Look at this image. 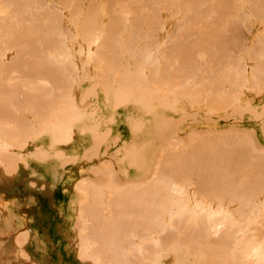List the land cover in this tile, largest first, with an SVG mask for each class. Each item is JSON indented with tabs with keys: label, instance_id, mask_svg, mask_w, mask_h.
Here are the masks:
<instances>
[{
	"label": "rangeland",
	"instance_id": "1",
	"mask_svg": "<svg viewBox=\"0 0 264 264\" xmlns=\"http://www.w3.org/2000/svg\"><path fill=\"white\" fill-rule=\"evenodd\" d=\"M19 1L21 2V0H18L17 2H19ZM57 1L56 0H51V1L50 0H44V1L41 0V2H43V3H40V4H38L37 2H36L37 4L34 3L33 10L31 7L30 8L31 10L28 9V12L26 10L21 12L20 11L21 7L19 6V4L18 5H12V9H11V7H9L10 9L9 8L8 9L10 10V12H11V10L14 9L15 11L19 12L21 15H24L23 17H25V18L26 17H32L34 19L36 17L39 18L41 15H43V16L44 15H48V16L49 15L50 16L56 15L59 17L60 14H58V13L60 12L62 15V19H60L61 17L57 18V23H56L58 33H55V35L53 33V36H51V37H50V35H46L47 39L45 41L47 43H51L48 39H51L54 37L53 39H55V40H53V39L52 40L55 42V44H57V46H60L61 45L60 42H63L64 44L72 45L73 49H77L78 45H76V44H78V41H80L81 39L75 38V41L73 39L71 42V39H66V38H68V36L74 31H75L74 34L79 33V30L80 31L82 30V28L84 26L83 24H85V22H86V24H88L89 22H91V20L95 19V22H96L95 25L93 22L94 20L92 21L93 22V26H92L93 28L98 27L100 30L103 31V34L107 30V34L105 33L106 35L102 36V37L106 38V42H105V39H103L102 37L99 39V41L96 40V42L99 45L97 43H94L95 40L93 41L94 46L98 47L97 48V55H96V58H98V59L95 62H97V63L99 62V66L102 68V70L98 65L96 67L95 63H93L94 65L88 64V66L86 65L87 66L86 67V66H81V63L79 62L80 70L77 73L73 69H71L72 67L69 66L68 63H66L64 66L60 65L62 68L63 67L66 68L65 66H67V69L63 68L64 71H66V72H64V71L62 73L59 72L60 74H62L61 76L59 73H52V74L45 73L42 70H40V68H39V65H42L41 64L42 60L41 59L38 60V58L37 59L35 58L36 55L32 52V49H33L32 47H35V46L30 44L29 39H17L19 42L16 39H1V40H4L5 43L4 42L1 43V41H0V45L3 47L2 48L0 46L1 47L0 50L2 52H3V50L4 51L8 50L7 53L10 54V58H12L13 60L9 58V56H8L9 54H7V53H6V55H7L6 59H8L9 62H8V60L5 61L6 59H4V58H2L4 60H2V59L0 60V72H1L0 73V80H1L0 81V92H1L0 93V99H1V101H0V136L2 137V139L0 138V146H1L0 147V264H93V263L95 264L94 257H93V259H91V258H89V257L87 258L83 255V257L85 259H89V261H90V259L93 260L92 262L88 263V262H86V260L83 257H82L83 260H82V258L79 257V254L81 255V253L76 254V252H77L76 249H78L79 243L81 241L80 236L82 234H84V231H85L84 235H89V233H91V229L88 228V227H90L88 225L89 224L88 221L86 222L84 220V223H86V224H82L80 226V223H83V219L80 221V219L78 217V216H80L79 212L82 209L80 208L81 206L79 205L80 203L78 202L81 200V197H80V200H77V198H79L78 197L79 195L77 193H78V191L80 193V191H82V190H80V188L78 190L77 188L78 187L82 188V185H83L82 182L85 184L86 181L84 180V178H86V177L88 178V182L91 180L92 181L94 180V182H92V181L90 182V183H93L94 185H96V181H98V183L101 179L103 181V177L107 178L106 176H108V175L106 172L107 170L105 168L106 165H108L107 168H109L111 171L110 172L108 170L110 172V174L116 176L114 179L120 180V177L125 178V175H124L125 173L122 174L123 172L119 173L117 171H119V170L122 171L120 166H124V164L125 163L127 164L128 161L130 162V160L132 158V157H130V158L127 157V159L124 160L125 162L120 161V159L125 158V156H128V154H127V152L129 153L128 146H130L132 144V142L134 141L132 131H136L135 133H139L143 129L142 133L143 132L146 133V138H147V136H150L152 133H155L153 135V137L152 136L150 137L152 139H150L149 137L147 138V139H149V141H148L149 148H150V150L152 149V154L150 157V160H151L150 164L152 165V167H153V164L156 162L155 159H156L157 151L160 148H162V146H163L162 143H166L164 141L170 142L171 145L173 144L172 142L174 141V144L176 143L175 145L177 147H179V146L184 145L186 142H188V140L191 138V136H192V138L202 137V136H205L208 131H210V133L213 132L211 134L209 133L211 137L214 134L216 136L217 135L216 132H220L221 137H223V139L224 138L227 139L226 143L229 142L228 139H230L231 144H235L238 141H240L241 143L238 142L240 144L237 148H240V149L242 148V151H246L248 149L249 155H251V156H252V154L258 155V154H261L263 152L261 155H263V159H264V113H261V116L257 115V113L259 111H262V107H264V75H263L264 72L259 73V71H261V70L264 71V61H263L264 59L258 58L259 56H257L259 54L261 57L264 56L263 55L264 51L263 52L260 51L261 49L264 50V37H261V36H264V30H263L264 29V18H263L264 17V15H263L264 11L262 12V10H261V12H258V10H260V8L262 9V6H264V4H263L264 0H216L214 2H211L212 4H214L215 2H219V3H217V5L219 7L218 9H217L216 4L212 6L209 0L208 1L207 0H169V1L168 0H158L157 2L155 1V4L157 3V5H154V8L156 9V7H157V11H158V9H161L163 7L161 10L158 11V15H160L159 17L155 13L157 15L156 17H158L159 19L155 17V14L153 15V13L156 12V10H154L152 8V6H150L154 0L151 3L148 2V5H147V0H144V1L143 0H122L123 1L122 3L120 2L121 0H113L114 2L112 0H104V1L102 0L103 4H102V2H99L100 0H96V1H94V0H92V1L91 0H81V1H83L82 3H81V1L76 0L77 1L76 2V1L70 0L72 5H70L68 3L65 4L63 0H57ZM93 1H94V4H93ZM110 1H111V3H110ZM115 1H117V3ZM125 1H128L129 4H128V2H125ZM135 1H136L137 5H135ZM205 1L208 3H206ZM90 2H92V3H90ZM104 2H105V6H104ZM109 3H110V5H109ZM114 3H116V4H114ZM196 3H198V4H196ZM205 3H206V5H205ZM35 4H36V6H35ZM64 4H65V7H64ZM143 4H145L147 6V8ZM207 4H210V5H207ZM79 5H82L83 7L78 8ZM86 5H88V6H86ZM112 5L113 6L116 5V6L113 7ZM118 5L120 8L123 6V9H125L124 11H127L128 14L130 12V15H128V14H126L128 16L125 15V17H127V23H126V21L124 22V18H123L122 22H124L125 25L120 23L119 27H117L118 25L115 24L114 22H112V25H111L112 27H111L108 19L112 17L111 15L115 16L114 13H116V14L119 13V15H120L121 14L120 11H123V10L118 9L119 8ZM127 5H128L127 8H129V9L125 8ZM129 5H131V7ZM138 5L140 7H138ZM202 5H203V7H202ZM56 6H57V8H56ZM60 6H61V8H60ZM142 6H144V8L146 9L145 11L143 10L144 8ZM54 7H55V9L59 8L58 9L59 12H58V10H56L58 13H56ZM74 7H76L78 10L81 8V11L79 10V11H77L78 13H76L78 17L75 14L77 9ZM103 7H105V10ZM116 7L118 9V10H116L117 12L115 11ZM208 7H209V9H213L214 12L216 10L215 17L212 16V13H210L212 11L209 10ZM72 8H74L75 11H74V9L72 10ZM138 8H141V9H139V11H138ZM204 8L208 12L203 11L202 9H204ZM38 9H40V10H38ZM41 9H43V11L44 10L45 11L43 12ZM88 9L91 11H89ZM97 9L100 12H98ZM112 9H114L115 12L111 11ZM147 9H148V11H147ZM152 9H153V11H152ZM96 10L98 13H96ZM197 10H198L197 13H199V11L202 10L200 12L202 14L194 13ZM218 10H220L221 12ZM160 11H163V12H160ZM24 12L26 14H23ZM54 12H55V14H54ZM80 12H82V13H80ZM91 12H92V14H91ZM142 12H143V14H142ZM146 12H147V14H146ZM255 12H257L258 14L262 13L263 17H261L262 15H259V16L263 19H261V18H260V20H259V18L257 19L258 16L255 15L256 14ZM29 13H32V14L29 15ZM34 13H35V15H34ZM38 13H39V16H38ZM88 13H90L91 15ZM99 13H100V15L102 14V18H101V16H99ZM104 13H106L107 17L105 16ZM219 13H221V14H219ZM68 14H69V17H68ZM79 14H81V15L83 14V15L81 17H79ZM96 14H98V16H96ZM141 14L143 15V17ZM145 14L147 15V17L148 16L149 17L148 18L144 17ZM169 14H171V15L169 16ZM241 14H243V15H241ZM92 15H93V18H92ZM121 15L124 17V13ZM150 15H153V17L152 16L150 17ZM88 16L89 17L91 16V18H92V19L89 18V22H88ZM252 16H254L253 19L251 18ZM97 17L101 18L102 20L100 19L101 21H99ZM164 17H165V19L163 20ZM249 17H250V19H249ZM73 18H75V19H73ZM143 18H144V20H143ZM149 18H150V20H149ZM151 18H154L155 21ZM213 18H214V20L216 19V22L213 20ZM219 18H220V20H219ZM247 18H248V20H250V22L247 21ZM72 19H73V21H72ZM76 19H78V20L76 21V25H74L75 23H73V22H75ZM113 19H116V17H114ZM113 19H110V20H113ZM146 19L153 22V24H154V22H156V20H158L156 22V23L159 22L158 23L159 25H157V29L154 27H153V29L150 28L149 24H147L148 25L147 26L144 22V21H146ZM242 19H243L244 25L240 24V21H242ZM37 20H38V22L40 21L39 23L42 22L40 19H37ZM69 20H71L70 21L71 25H69ZM105 20L107 21V23L109 25L108 24L106 25ZM130 20H131V23H130ZM217 20H219V21H217ZM147 21H146V23H150ZM0 22L3 23L1 20H0ZM98 22H99V24H98ZM178 22H180V23H178ZM1 23H0V28L2 26ZM156 23H155V25H156ZM113 24L115 26H113ZM176 24H178V25H176ZM100 25H101L102 29L100 28ZM105 25L108 26V28ZM122 25H124V29H123ZM126 25H128L129 27ZM145 25L147 26V28L145 27ZM150 25H152V24L150 23ZM221 25H223V27ZM161 26L163 27L162 31L160 30L162 28ZM181 26L183 27V29L181 28ZM103 27L107 28V29L103 30ZM109 27H110V29H109ZM148 27L151 30H148ZM159 27H161V28L159 29ZM176 27L179 30V32H177V33L181 32L180 34H177V33H175L176 35L173 34L175 32L174 30L177 29ZM218 27L219 28L221 27V29H219ZM236 28H237L238 32H237ZM112 29L115 31H113ZM116 29H117V31H116ZM211 29H213V30H211ZM111 30H112V32H110ZM121 30H123V31L121 32ZM127 30L129 33L126 32ZM147 30L149 32H147ZM215 30H217L216 32H218V35H220L219 38H218ZM234 30H236V31H234ZM0 31H1V29H0ZM108 31L110 32V34L112 33V35L108 34ZM152 31H154L153 35H152V33H153ZM165 31H167V32H165ZM262 31H263V33H262ZM101 32H100V35H101ZM113 32L116 34L119 33L118 34L119 39ZM120 32L122 33L121 36H120ZM123 32H125V33H123ZM150 32H152V33H150ZM220 32H222V33H220ZM63 33L64 34L66 33V34L64 35ZM170 33L172 36L170 35ZM213 33H215L216 36H215V34L213 35ZM60 34H61V36L63 35L64 37L63 36L61 37ZM207 34H209L208 36L210 38H208ZM173 35L175 37H173ZM180 35H183V36H181L182 39L181 38L179 39ZM105 36H108V38ZM123 36H124V38H123ZM138 36H140V37H138ZM162 36L165 38H163ZM168 36L172 37V38H168ZM113 37H114V39H112ZM226 37H228V39ZM185 38L187 39L186 41H185ZM211 38H213L214 40ZM117 39L119 41L122 40V42L124 40H127L126 41L127 45L125 42L122 43L121 41H120V43H118L119 41ZM162 39H164V40H162ZM258 39H259L260 44L257 43ZM13 40H16L17 42L13 41ZM26 40H28L29 42ZM101 40H103V42H101ZM112 40H116V42H115L116 44L114 42H112ZM192 40H193V42H192ZM57 41H59L60 45H58ZM134 41L136 43L138 42L137 45ZM20 42L21 43L23 42L24 44L23 43L21 44ZM46 42L44 43L43 41H41L40 44L44 45V44H46ZM164 42H165V44H164ZM101 43H103V44H101ZM105 43H107V44H105ZM113 43H114V45H113ZM181 43H183V44H181ZM200 43L201 44L204 43V44H202V46H201ZM122 44H124L126 47ZM155 44H156V46H155ZM6 45H8L7 49H6ZM20 45H23V46H20ZM104 45H107V46L109 45L110 49L107 46L105 47ZM119 45H120V48L118 47ZM189 45H191V46H189ZM192 45L195 47H192ZM254 45H255V47H254ZM10 46H11L12 50L9 49ZM26 46H28V48ZM30 46H32V47H30ZM114 47H116L117 49L119 48V49L117 50ZM139 47H140V50H139ZM141 47H142V49H141ZM147 47H148V49H147ZM174 47H175V51L173 49ZM24 48L25 49L27 48V49L25 50ZM101 48H103L104 50L103 49L101 50ZM112 48L115 49V51H113L114 53H112V50H111ZM177 48H179V49H177ZM192 48H193V50H191ZM194 48H196V49H194ZM200 48H201V50H200ZM257 48H258V50H257ZM259 48H260V50H259ZM122 49H124V50H122ZM244 49H246V50H244ZM121 50H122V52H121ZM130 50L133 51V54L131 53L132 56H130V54H129L131 52ZM158 50H160V51H158ZM180 50H182V52L183 51H187V52L190 51L191 54H190V52H188V55H187V52H185L183 54ZM194 50H195V52H194ZM10 51H11V53H10ZM17 51H19V52H17ZM102 51L103 52L105 51V52L103 53ZM176 51L177 52L180 51L181 53L180 52L177 53ZM116 52L119 53V55ZM146 52H148V55H151V57L155 59L151 63L154 65L150 64V66H148L150 61L147 62V60H145L148 56ZM174 52H175V54H174ZM200 52H201V54H200ZM236 52H238V53H236ZM29 53H31V54H29ZM107 53L112 54V55L114 54V56H113L114 59L116 58L115 55H117L119 61L116 58V62L118 61V62H120V64L118 62H117L118 64H116V62H114L115 60L112 62L108 60L109 62L107 64V60L105 61V59L108 55ZM120 53H122V55ZM134 53H135V55H134ZM144 53H145V55H144ZM193 53H195V54L197 53V54L195 55ZM202 53H203V56H201ZM27 54H28V56H27ZM102 54H104V55H102ZM105 54H106V57H105ZM127 54H129L130 58ZM25 55H26V57H24ZM40 55L41 54L39 53V55H37V56H40ZM74 55L77 58V59H75V62L77 63L79 56H78V54H74ZM143 55H144V57H142ZM158 55H159V57H158ZM165 55H168V56H165ZM177 55H179V56L181 55V56L178 57ZM186 55L188 56V58L186 57ZM204 55H205V57H204ZM236 55L241 58V61L243 62V64L241 61H240L241 64H238L239 61H236V60L237 59L240 60V58L239 57L237 58ZM108 56H110L111 60H113V57L111 55H108ZM156 56H157V58H156ZM249 56L250 57L252 56L253 58H249ZM122 57H123V59H122ZM126 57H128L130 60H128ZM69 58H71V57L65 58V62H67V59L69 61L72 60ZM99 58L100 59L102 58L101 61H103V62L99 61ZM171 58H172V61L175 59V62L172 63ZM201 58H202V60H201ZM207 58H208V61L203 62L204 60H207ZM31 59H32V61H31ZM79 59H81V58L79 57ZM108 59H109V57H108ZM181 59H183L184 63L182 61H180ZM136 60H137L138 64H137ZM142 60H143V62L146 61L148 63L147 64L148 67H146V69H147V72H148L150 78H154L157 81V83L162 82L161 84H163L164 87H162L161 84L157 85V83L154 86L153 83H155V82L152 83V86L157 88L161 85L159 87V89L162 87V91H164L163 88L169 87L174 82L173 81V79H174L175 82H174V84H172L173 86L172 85L170 86V89L175 90V91L173 93H171L172 92L171 90H170L171 92L169 91L170 94H168V96H166V98H168L167 101L164 99L165 97L162 96L161 97L162 99L159 98L158 101H156L157 100L156 99L154 102H152L150 100L146 101L147 98L142 97V96L147 95V94L149 95L151 90L150 91L148 89H147V91L143 90V92L140 95L134 94L135 91L129 90L130 93H128V91L125 90L124 93L126 94V99H127L124 101L125 103H121L119 105L117 102L116 104H113L111 101L108 100L109 93H111V91H113L111 89H113V88L116 89L119 86H123V85L116 82V80L112 81V75H111L112 71L113 70L118 71V72L113 71V73L115 72L114 73L115 74L114 79L117 78V76H121V75H125V76L130 77L131 72H132V74H134L136 71L137 72L141 71V69L143 68V64H144L142 62ZM189 60L190 61L192 60V61L190 62ZM258 60H262V61H258ZM12 61L14 63H12ZM124 61H126V62H124ZM186 61H187V63H185ZM234 61H236L237 63ZM254 61L257 64L256 66H254L255 65ZM110 62L115 63V64H113L115 66H113L112 64H109ZM146 62H145V64H146ZM166 62H167V64H166ZM178 62H180V63L178 64ZM208 62H210V63H208ZM222 62H224V64ZM231 62L232 63L234 62L233 63L234 65ZM1 63H2V65H1ZM205 63L210 64L208 66L209 70L210 69L213 70V71L210 70L209 76H208V74L206 75V73H208V71H209L208 68L206 69L207 64L205 67H203L205 65ZM225 63L228 67L226 66L224 68ZM133 64H135V65L133 66ZM173 64H177V65H175V67H174ZM184 64H185L186 68L184 67ZM230 64L232 66H234V68L233 67L230 68L229 67ZM236 64L238 65V67L235 66ZM181 65H182L183 69L180 68ZM197 65H199V66L202 65V66H201V68H199ZM243 65H244V68H243ZM259 65H260V67H259ZM106 66H108L107 69L111 72V74H110L111 76L108 75V72L106 74H104L106 71L104 68H106ZM110 66H112L111 67L112 70H111ZM145 66L146 65H144V67ZM188 66L191 68H189ZM252 66H253V68H252ZM83 67H84V69L82 70ZM92 67L94 68L93 70H92ZM98 67H99V69L97 70ZM153 67H156V69ZM197 67L201 73L195 72ZM235 67L237 68V70L235 69ZM239 67L241 68L240 71H242V74L239 71V69H240ZM255 67H257V69ZM68 68H70L71 70ZM95 68H96V71H95ZM132 68H133V70H131ZM137 68L140 71L137 70ZM232 68L235 69L236 71H239V72H237V75L239 78H242V77L244 78L243 82H240L239 79L236 77V75L234 76V74H236V71L234 70V72H235L234 73ZM9 69H11V70H9ZM153 69H155L156 72ZM198 69H197V71H198ZM99 70H101V72L104 71L103 74L105 75L106 78L104 77L103 74H101V72H99ZM189 70H191V71H189ZM220 70L223 71L222 76H220L221 73L217 75L218 71L221 72ZM70 71H72V72H70ZM164 71H166V72H164ZM248 71L250 73H248ZM255 71H257V72H255ZM188 72H190V73L193 72L194 77H193V74H190ZM203 72H205V75L203 74ZM213 72H214V75H213ZM65 73H67V74H65ZM152 73H154V75ZM238 73H240V74H238ZM252 73L254 76H252ZM41 74H43V75H41ZM56 74H58V75H56ZM189 74L191 76H189ZM195 74H197V75L195 76ZM210 74H212V75H210ZM215 74H216V76H215ZM199 75H202L203 79L207 78V79H205L206 83L200 82L203 79H200V80L197 79V78L201 77ZM38 76H39V78H37ZM59 76H60V78L62 77L61 80H60ZM182 76H183V78H182ZM197 76H199V77H197ZM204 76H205V78H204ZM211 76L214 78V80L212 79ZM70 77H72L73 79ZM98 77H99V79H98ZM102 77H104V78L101 79ZM128 77H126V79L130 80ZM187 77L190 79L193 78L191 80L194 83L197 80H199V82H198L199 84L197 82L196 83L198 85H200V83L202 84V88H204V92H206V94L203 92V90L201 89L200 86H199L200 89H199V87H197V88L195 87L197 85L196 83H195L196 84L195 85V84H193V82L184 80V79H187ZM226 77H228V79H226ZM107 78L111 79L109 81L110 82L112 81V83H111L112 85L109 88H107L108 89V91L106 93L107 98L105 97L106 98L105 99L104 94H102L103 87L102 88L99 87V84H100L99 82L103 81V80H108ZM169 78H171V79H169ZM6 79L8 80V82H6ZM16 79H17V81H16ZM36 79H38V82ZM63 79L65 81H63ZM70 79H72V80H70ZM43 81H45V82H43ZM185 81L188 83L190 82L191 87L189 84L187 85V83ZM208 81H210V83H212V86H214V88L218 84L217 89H218L220 94L219 93H216V94H217V96L219 95L218 98L221 99V102H222V99L224 97L227 98L231 94L230 92H234L236 94L237 93L239 94L241 92L240 95H238V99H236L237 95L234 94V97L232 98V100L234 99L233 100L234 102L231 103L234 106L233 105L228 106L229 104L227 105L226 99H223L224 102L221 103L220 99H218L217 96L215 97L213 94V91H217V90L214 88L211 89L212 88L211 85H208V88H206L207 87L206 84H210ZM235 81L237 82L236 83L237 85L235 84ZM42 82H43V84H42ZM46 82H48V83H46ZM63 82H65V83H63ZM37 83H38V85H37ZM39 83H40V85H39ZM44 83H46L47 85L44 86ZM72 83H73V85H71V88L69 89L68 85H70ZM76 83L78 84V86ZM94 83L97 85H95ZM219 83H221V85H219ZM230 83H232V85ZM23 84L25 86H23ZM63 84H64V86H63ZM90 84L94 85V86L91 85L93 88L95 87L93 90L94 93L92 91V93L94 95L91 94L92 87L89 86ZM6 85H8V86H6ZM58 85H60V86H58ZM183 85H186L187 87L183 86ZM230 85L233 87H230ZM177 86H179V87H177ZM203 86H205V87H203ZM220 86H222V88ZM239 86H242L240 90L238 88ZM11 87H13V88H11ZM58 87H59V89H58ZM61 87L63 89H60ZM64 87H65V89H64ZM154 87L152 88V90H154ZM67 88L69 90H66ZM149 88H151V86ZM209 88L212 91L211 95L209 94L211 91L207 92V90H206ZM9 89H10V92H9ZM49 89H51L50 93H49ZM104 89H105V87H104ZM159 89L157 88V90H159ZM178 89L180 90V92ZM186 89H187V91L184 92ZM226 89H227V91L224 92ZM221 90H222V93L220 92ZM89 91H90V93H89ZM162 91H160V92H162ZM189 91H191V92H189ZM197 91L198 92L201 91V96H199L200 93H198ZM45 92H46V95H45ZM65 92L68 94L64 95ZM131 92H134V93L131 94ZM165 92H166V90H165ZM9 93H11L12 95ZM182 93H184L183 96H182ZM193 93H194V95H193ZM224 93H225V95L223 96ZM228 93H229V95H228ZM1 94H2V96H1ZM152 94H154V92ZM162 94L163 93H161V95ZM197 94H198V97H197ZM202 94L205 96H203ZM221 94H222L223 98L220 96ZM8 95L9 96L11 95L10 98L8 97ZM14 95H16V98ZM60 95H61V97H60ZM166 95H167V93H166ZM51 96H52L54 101L56 98L55 103L59 104V105L54 104L56 107L54 106L55 108H54L52 113L58 112L59 115L65 116V119H64V122H60L61 120L63 121V119H61L59 121V123L57 121L54 122V123H57V126L55 125L54 127H53L54 123H52V125H51V123L50 124L44 123L46 125V128H45V125L43 124V122L41 125L44 127H42L40 124L38 125V123L35 121V119L38 118L39 115L41 117L45 113L44 110H46L47 106H49V104L47 105L46 102H48V99ZM62 96L67 97V99L64 100V98H63L62 99L63 102L58 101V100H60V98H62ZM153 96H155V94ZM206 96H208V97H206ZM210 96H212V98H210ZM71 97H72V99H71ZM134 97H141V101L137 102V100H135ZM193 97H194L195 101L192 100ZM201 97L202 98L204 97L203 100L204 99L205 100L203 101ZM57 98H59V99H57ZM148 98H149V96H148ZM198 98H199V100H198ZM209 98L212 100H209ZM215 98H216V100H215ZM70 99H71V101H70ZM228 99L230 102H232V100H230V96ZM72 100H73V103H72ZM49 101H50V99H49ZM225 101H226V103H225ZM229 101H228V103H230ZM68 102H69V104H68ZM166 102H168V104ZM216 102H218V103H216ZM52 103H53V101H52ZM64 103H66V105L68 104L69 106L68 105L66 106ZM3 104H4V106H3ZM11 104H12L13 108L11 107ZM112 104L114 106L113 109H112ZM159 104L160 105L162 104V105L160 106ZM165 104H166V106H165ZM209 104H211V105H209ZM63 105H65V106L63 107ZM71 105L74 107H72ZM222 105H223V107H222ZM115 106H117L116 109H115ZM63 108H65V109H63ZM72 108H74L75 111L77 110L76 112L78 114H75V115H77L78 117L74 116V113H76V112L73 111L74 109L71 111L70 109H72ZM49 109H48V112L51 114ZM127 109H129V110H127ZM247 109H249L252 113H253L252 109H254L255 110L254 114H255V117H257V118H254V116H252L251 112L250 111L248 112ZM60 110H61V112H60ZM65 110H67L68 113ZM239 110L244 111V112H241ZM7 111H8V114H7ZM126 111H127V113H126ZM263 112H264V110H263ZM32 113H34V114H32ZM58 113H56V114L54 113L55 118H56V115ZM70 113H72L74 117L72 116V114L70 116L69 115ZM64 114L68 115L69 118ZM79 115H81V116H79ZM35 116H36V118H35ZM75 117H77V118H75ZM44 118L45 117H43L42 119L45 121ZM55 118H52V120H54ZM60 118L57 117L56 119H60ZM12 119H14L16 123L14 121H11ZM25 119H28V120H25ZM47 119H48V117H47ZM77 119H79V120H77ZM39 120H41V119H39ZM39 120H37V121H39ZM68 120L70 123L68 122ZM26 121H29V126L32 124V127L28 128V130L33 131V135L35 136V138L32 135V131H30L28 133L29 135L27 134L29 137L26 135L27 136V137H25L26 139L23 138L24 136L23 137L21 136L24 134V132L26 134V132L28 131L27 129H26L27 131L24 130L28 126L27 125L28 123H26ZM48 121L49 120H47L46 122H48ZM13 122H14V124H12ZM9 123L12 124V126H14L15 128H19V129H16V131H14V127H13V130H11L12 126L9 125ZM24 124H26V125H24ZM161 124L162 125L164 124V125L159 126ZM47 125H50V128H51V130H53V133L49 127H48L49 130L47 129ZM24 126H25V128L23 129ZM38 126H39V128H38ZM59 126H61V127H59ZM69 126H70V128H69ZM40 127L42 128L41 131H39L41 129ZM60 128H61V130H60ZM67 128H69V129H67ZM46 129H47V131H45ZM23 130H24V132L22 134L21 132ZM55 130H56V133L58 135L54 132ZM63 130H65L64 134H63ZM240 130H241V132H240ZM252 130H253V133H252ZM13 131H14V135L12 134ZM60 131H62V132H60ZM70 132H72V133H70ZM106 132H107V134H106ZM246 132H248V133H246ZM17 133H20V134H17ZM35 133H37V134H35ZM55 134L57 137L55 136ZM186 134H187V136H186ZM188 134H189V136H188ZM243 134H245V136ZM246 134H247V137H246ZM19 135L22 137V139ZM220 135L218 134L219 137H220ZM214 137H212V138H214ZM4 138L6 139V141ZM28 138H30V139H28ZM246 138H248L249 143H248ZM23 139H24V141L21 142L20 140H23ZM95 140H97V141H95ZM231 140H234L235 142L233 141L234 142L233 143ZM3 141H4V144L6 145L5 146L6 147L5 152H3L4 146L2 147V144H1V142L3 143ZM184 141H185V143H184ZM250 141H253V142H250ZM6 142L9 145H7ZM19 144H20V147L18 146ZM175 145H174V147H176ZM7 146H8V148H7ZM177 147H176V149H177ZM172 150H174V149H172ZM256 150H257V152H256ZM258 151H260V152H258ZM44 154H46V156H43ZM41 156H43V157H41ZM141 158L142 157L139 156L137 158L136 162L141 163L140 162ZM104 163H106L105 166L103 165ZM14 164H15V166H14ZM99 164H101V165H99ZM101 167H104V168L102 169ZM101 169L106 170V171H103L104 173H106L105 175L103 173H101L102 172ZM109 172H108V174H109ZM102 174H103V176H102ZM82 178L84 181H80L81 183L76 182V181H79V179L81 180ZM112 178H113V176H112ZM75 182L77 183L76 185L74 184ZM88 184L89 183H87L85 185H88ZM79 185H81V186H79ZM85 185H83V186H85ZM74 186H76L75 189L73 188ZM100 186H103V182H101ZM191 187H193V186H191ZM76 190H77V193H76ZM77 211H79V212L77 213ZM78 220L80 221V223L77 222ZM78 224L80 227L78 226ZM86 225H88V226H86ZM219 227H221V226H219ZM221 228H220V230H221ZM79 229L81 230V232L79 231ZM212 229H215V231H216V227L212 228ZM82 230H84V231H82ZM87 230H89V232ZM78 231L82 234H78L79 233ZM215 231L213 232V234L215 233ZM86 232H87V234H86ZM165 234H167V232L163 231L162 233H160L158 235L160 238L162 237L161 238L162 241H165L164 240ZM209 234H211V233H209ZM213 234L209 235L210 237L208 236L209 239L216 238L215 236L219 235V233L216 234L215 236ZM182 235H183V233L181 234V236ZM186 235L187 234L184 233V235L182 237L185 238ZM236 235H238V233ZM132 237H130V238H132ZM13 239H17V241L13 240ZM83 239L84 238L82 237V241H83ZM176 239L179 240V237H176ZM170 240L172 241L174 239H170ZM170 240L168 243L171 242ZM207 240H208V238H207ZM217 240H219L218 237H217L216 241ZM89 242H90V240H89ZM175 242H178V241L175 240ZM16 244H18V245H16ZM80 244H81L80 250L83 248L85 249V247H83V246H87V245H83L84 243L83 244L80 243ZM176 244L177 243H174L172 241V245H174L176 247V249H178L179 246L183 247L182 245H176ZM164 247H167V246H164ZM199 248H200V246H199ZM201 250H203V249L201 248ZM22 251H23V253H22ZM161 252H162V254H164L165 252H167V250L164 249ZM161 252L157 253L158 255H154V256L158 257ZM196 252L198 253V251H195V253ZM88 253H89V251H88ZM200 253L202 254L204 252L203 251L199 252V255H200ZM83 254H85V253H83ZM153 254H155V253H153ZM162 254H160V255H162ZM149 255L152 256V254H149ZM150 256H147V257H150ZM154 256L150 257L145 264H151V262L153 261L152 259L155 258ZM168 257H169V255H168ZM178 257H182V260L184 259V263H186V264H211L208 261H204L202 259L200 260V259H198L195 256L190 255V254H183V255H180ZM95 259H98L97 256ZM143 261H144V259H143ZM154 261H155V259H154ZM138 262H141V264H142L141 260ZM138 262H135V263L137 264ZM241 263L243 264V262H241ZM130 264H132V263H130ZM163 264H171V262L169 261V258L166 259L164 257Z\"/></svg>",
	"mask_w": 264,
	"mask_h": 264
},
{
	"label": "bare ground",
	"instance_id": "2",
	"mask_svg": "<svg viewBox=\"0 0 264 264\" xmlns=\"http://www.w3.org/2000/svg\"><path fill=\"white\" fill-rule=\"evenodd\" d=\"M18 0H0V20L3 22L1 23L2 26H1V31H0V41L1 43L4 42V40H1V39H29L30 40V44L31 45H34L35 47H32V52L37 56L39 55V53L41 54L40 56H35V58L38 60L41 59L42 62L41 64L42 65H39V68L40 70H42L43 72L45 73H49V74H52V73H62L64 71V69H67V66H65L66 68H62L61 66H64L66 63H68L69 66H71L76 73L80 70V67H79V62L81 63V66H88V64H93L95 63L96 67L97 65L99 66V62H95L98 58H96V55H97V48L98 47H95L94 46V43H97L96 40L99 41V39L106 35L107 34V30L106 32H104L103 34V31L100 30L97 26V28H93V22H94V25H95V19L91 20L93 18V15H92V18L91 16L89 17L88 16V22H89V18H91V22H89L88 24H83V28L82 30L80 31L79 30V33H76L74 34V32H72L68 38L66 39H71V42L72 40L74 39L75 41V38H80L81 40L78 41V47L77 49H73L72 48V45H67V44H64L63 42H60L59 44V41H57L58 45L60 46H57V44H55V42L53 40V38L51 39H48L51 43H47L45 40L47 39L46 35H50L53 36V33L55 35V33H58L57 31V26H56V23H57V18L61 17L60 19H62V15L61 13L59 12V8L58 9H55L58 10V12L56 11V13L60 14V16H48V15H41L39 18L36 17L37 19H40L42 22L39 23L38 20L36 21L34 18L32 17H23L24 15H21L19 12L15 11L14 9L11 10L10 12V8L12 9V5H18L21 7L20 8V11L23 12L24 10H26L28 12V9L31 10L30 8L32 7V10H33V5L34 3H43L41 2V0H21V2H17ZM44 1V0H43ZM51 1V0H50ZM57 1V0H56ZM64 3H68L70 5L71 2L70 0H63ZM73 1H76V0H73ZM77 1H81V0H77ZM76 1V2H77ZM92 1V0H91ZM96 1V0H94ZM94 1H93V4H94ZM104 1V0H103ZM103 1L100 0L99 2H102L103 4ZM113 1V0H112ZM144 1V0H143ZM153 0H147V5H148V2L151 3ZM155 1L157 2L158 0H154L152 2V4L150 6H152V8L154 10H156V12H152L153 15L156 13L158 15V11L161 10V9H158L157 11V7L156 9L154 8V5H157V3L155 4ZM169 1V0H168ZM208 1V0H207ZM210 3L211 2H214L216 0H209ZM46 2V1H45ZM58 2V1H57ZM56 2V3H57ZM61 2V1H60ZM70 2V3H69ZM83 1H81L82 3ZM108 2V1H107ZM114 2V1H113ZM117 3V1H115ZM121 3L123 2L122 0L120 1ZM125 2H128V1H125ZM141 2V1H140ZM163 2V1H162ZM197 2V1H196ZM206 2V1H205ZM36 3V4H37ZM55 3V2H54ZM62 3V2H61ZM73 3V2H72ZM80 3V2H79ZM80 3V4H81ZM89 3V2H88ZM92 3V2H90ZM111 3V1H110ZM109 3V5H110ZM114 3V4H116ZM132 3V2H131ZM130 3V4H131ZM138 3V2H137ZM208 3V2H206ZM205 3V5H206ZM217 3L219 2H215L214 4L211 3V5H215L217 6V9L219 8ZM35 4V6H36ZM58 4V3H57ZM65 4H64V7H65ZM97 4V3H96ZM129 4V2H128ZM146 4V3H145ZM143 4V5H145ZM166 4V3H165ZM198 4V3H196ZM201 4V3H200ZM264 4V2H263ZM43 5V4H42ZM56 5V4H55ZM62 5V4H61ZM78 5V4H77ZM83 5V4H82ZM82 5H79V7H83ZM135 5L136 4V1H135ZM141 5V4H140ZM204 5V4H203ZM202 5V7H203ZM204 5V6H205ZM207 5H210V4H207ZM238 5V4H237ZM44 6V5H43ZM63 6V5H62ZM74 6V5H73ZM72 6V7H73ZM88 6V5H86ZM90 6V5H89ZM94 6V5H93ZM96 6V5H95ZM103 6V5H102ZM104 6H105V2H104ZM113 6V5H112ZM116 6V5H114ZM113 6V7H114ZM131 7V5H129ZM149 6V7H150ZM199 6V5H198ZM201 6V5H200ZM39 7V6H38ZM71 7V6H70ZM108 7V6H107ZM119 7V5H118ZM125 7V6H124ZM128 5L125 7L127 8ZM138 7H140L138 5ZM144 8V6H142ZM145 7L147 8V6L145 5ZM261 7V6H260ZM9 8V9H8ZM23 8V9H22ZM57 8V6H56ZM61 8V6H60ZM76 8V7H74ZM72 8V10L74 9ZM81 8L79 9L81 11ZM89 8V7H88ZM104 10H105V7H103ZM122 8V9H121ZM119 7L118 9L120 10H123V11H120L121 14L124 13V17L121 15L116 14L114 13L115 16L111 15L112 17L108 19L109 23H110V26L112 25V22H114L115 24H117L119 27V24L122 23L124 24V22L126 21L127 23V17H125L126 14H128L127 11H124L125 9H123V6L122 7ZM264 6H262V9L260 8V10H258V12H262L264 11ZM16 9V8H15ZM36 9V8H35ZM68 9V8H67ZM71 9V8H70ZM77 9V8H76ZM115 9V8H114ZM112 9L111 11L115 12L117 9ZM129 9V8H127ZM139 9L141 8H138V11ZM152 9V11H153ZM209 9V7H208ZM207 9V10H208ZM40 10V9H38ZM43 11V9H41ZM51 10V9H50ZM49 10V11H50ZM62 10V9H61ZM78 9L76 10L75 14L78 13L77 11H79ZM89 10V9H88ZM94 10V9H93ZM98 10V9H97ZM96 10V13L100 12L98 10L97 12ZM144 11L146 10L145 8L143 9ZM142 10V11H143ZM151 10V9H150ZM203 11H206L205 8L202 9ZM201 10V11H202ZM211 10L212 12V16L215 17V13H216V10L215 12L213 11V9H209ZM45 11V10H44ZM43 11V12H44ZM47 11V10H46ZM75 11V9H74ZM73 11V12H74ZM91 11V10H89ZM95 11V10H94ZM107 11V10H106ZM105 11V12H106ZM109 11V10H108ZM129 11V10H128ZM141 11V10H140ZM148 11V9H147ZM171 11V10H170ZM201 11L198 12L195 11L194 13L196 14H202L200 13ZM220 11V10H218ZM35 12V11H34ZM42 12V13H43ZM72 12V13H73ZM93 12V11H92ZM91 12V14H92ZM117 12V11H116ZM119 12V11H118ZM132 12V11H131ZM160 12H163V11H160ZM208 12V11H206ZM221 12V11H220ZM20 15H19V14ZM41 13V12H40ZM69 13V12H68ZM82 13V12H80ZM95 13V12H94ZM93 13V14H94ZM214 13V14H213ZM258 17L257 19L261 17H263L264 15V12H263V15L262 13L261 14H258L257 12H255ZM18 14V15H17ZM23 14H26L25 12ZM32 14V13H29V15ZM55 14V12H54ZM74 14V15H75ZM90 14V13H88ZM90 14V15H91ZM105 16H106V13H104ZM108 14V13H107ZM111 14V13H110ZM132 14V13H131ZM134 14V13H133ZM143 14V12H142ZM141 14V15H142ZM147 14V12H146ZM145 14L144 17H147V15ZM151 14V13H150ZM155 14V17L157 16ZM160 14V13H159ZM205 14V13H204ZM221 14V13H219ZM35 15V13H34ZM71 15V14H70ZM73 15V16H74ZM83 15V14H82ZM81 14H79V17L82 16ZM87 15V14H86ZM130 15V12L129 14ZM126 15V16H128ZM149 15V14H148ZM153 15H150V17ZM171 14H169L170 16ZM208 15V14H207ZM243 15V14H241ZM259 15H262L261 17ZM38 16H39V13H38ZM72 16V15H71ZM77 16V14H76ZM96 16H98V14H96ZM99 16H101L102 18V14L100 15L99 13ZM109 16V15H108ZM160 15H158L159 17ZM175 16V15H174ZM184 16V15H183ZM68 17H69V14H68ZM78 17V16H77ZM107 17V16H106ZM114 17H116V19H113ZM143 17V15H142ZM149 17V16H148ZM147 17V18H148ZM154 17V18H155ZM156 17V18H158ZM244 17V16H243ZM242 17V18H243ZM246 17V16H245ZM254 16H252L251 18L253 19ZM76 18V17H75ZM73 18V19H75ZM96 18V17H95ZM99 21H101L102 19L97 17ZM123 18H124V22L123 21ZM126 18V19H125ZM154 18H151L155 21ZM256 18V17H255ZM264 18V17H263ZM261 18V19H263ZM69 19V18H68ZM71 19V18H70ZM72 19V21H73ZM87 19V18H86ZM101 19V20H100ZM107 19V18H106ZM110 19H113V20H110ZM130 19V18H129ZM159 19V18H158ZM165 19V17L163 18V20ZM222 19V18H221ZM225 19V18H224ZM223 19V20H224ZM244 19V18H243ZM243 19L242 21H240V24H243ZM250 19V17H249ZM256 19V20H257ZM78 19L75 20V23L74 25H76V21ZM84 20V19H83ZM115 20V21H114ZM144 20V18H143ZM148 19H146L147 21ZM150 20V18H149ZM147 21V22H150L152 25H150V23H146L145 24H149L150 28L153 29L156 28L157 29V25H159L158 23H156L158 20H156V22H151V21ZM214 20V18H213ZM220 20V18H219ZM217 20V21H219ZM255 20V21H256ZM68 21V20H67ZM71 20H69V25H71L70 23ZM93 21V22H92ZM111 21V22H110ZM216 22V19L214 20ZM247 21L250 22V20H248L247 18ZM258 21V20H257ZM117 22V23H116ZM143 22V23H144ZM162 22V21H161ZM165 22V21H164ZM181 22V21H180ZM178 22V23H180ZM61 23V22H60ZM59 23V24H60ZM81 23V22H80ZM102 23V22H101ZM100 23V24H101ZM105 23L106 25L108 24L107 21L105 20ZM130 23H131V20H130ZM156 23V25H155ZM182 23V22H181ZM65 24V23H64ZM99 24V22H98ZM129 24V23H128ZM137 24V23H136ZM162 24V23H161ZM160 24V25H161ZM239 24V25H240ZM258 24V23H257ZM73 25V26H74ZM105 25V26H106ZM109 25V24H108ZM125 25V24H124ZM124 25H122L123 29H124ZM130 25V24H129ZM133 25V24H132ZM145 25V27L147 28V26ZM164 25V24H163ZM162 25V26H163ZM178 25V24H176ZM72 26V27H73ZM113 26H115L113 24ZM128 26V25H126ZM152 26V27H151ZM161 26V27H162ZM183 26V25H182ZM181 26V28L183 29V27ZM186 26V25H185ZM214 26V25H213ZM223 27V25H221ZM242 26V25H241ZM75 27V26H74ZM108 28V26H106ZM112 27V26H111ZM129 27V26H128ZM159 27V29L161 28ZM170 27V26H169ZM189 27V26H188ZM203 27V26H202ZM212 27V26H211ZM240 27V26H239ZM100 28H101V25H100ZM107 28H104L103 27V30L107 29ZM133 28V27H132ZM177 28V27H176ZM185 28V27H184ZM213 28V27H212ZM219 28V27H218ZM238 28V27H237ZM236 28V30H237ZM241 28V27H240ZM100 31H99V30ZM102 29V28H101ZM110 29V27H109ZM114 29V28H113ZM112 29V30H113ZM118 29V28H117ZM116 29V31H117ZM127 29V28H126ZM163 27L160 29L162 31ZM217 29V28H216ZM221 29V27L219 28ZM218 29V30H219ZM112 30L110 32H112ZM129 30V29H128ZM128 30L126 32H128ZM144 30V29H143ZM148 30H151L149 29L148 27ZM147 30V32H149ZM177 30V31H176ZM174 30L175 33L179 32L178 28ZM213 30V29H211ZM223 30V29H222ZM234 30V31H236ZM264 30V29H263ZM102 31V32H101ZM115 31V30H113ZM123 30H121L122 32ZM125 31V30H124ZM217 30H215L216 32ZM100 32H101V35H100ZM110 32L108 31V34H110ZM119 32V31H118ZM120 32V36L122 35V33ZM153 32V33H152ZM150 33H152V35L154 34V31H152ZM160 32V31H159ZM167 32V31H165ZM238 32V30H237ZM259 32V31H258ZM106 33V34H105ZM114 33V32H113ZM125 33V32H123ZM129 33V32H128ZM149 33V34H150ZM181 33V32H180ZM180 33H177V34H180ZM186 33V32H185ZM189 33V32H188ZM217 33V36L219 38L220 35H218V32ZM222 33V32H220ZM224 33V32H223ZM263 33V31H262ZM64 34V33H63ZM66 34V33H65ZM64 34V35H65ZM117 37L119 36L118 34L114 33ZM139 34V33H138ZM141 34V33H140ZM215 33H213L214 35ZM228 34V33H227ZM58 35V34H57ZM112 35V33L110 34ZM109 35V36H110ZM145 35V34H144ZM166 35V34H165ZM168 35V34H167ZM171 35V33H170ZM176 35V34H175ZM200 35V34H199ZM209 34H207L208 36ZM226 35V34H225ZM239 35V34H238ZM237 35V36H238ZM259 35V34H258ZM61 36V34H60ZM63 36V35H62ZM61 36V37H62ZM148 36V35H147ZM156 36V35H155ZM172 36V35H171ZM183 35H180L179 39L182 37ZM197 36V35H196ZM216 36V34H215ZM64 37V36H63ZM108 38V36H105ZM116 37V38H117ZM140 37V36H138ZM163 37V36H162ZM167 37V36H166ZM173 37H175L173 35ZM186 37V36H185ZM189 37V36H188ZM193 37V36H192ZM198 37V36H197ZM200 37V36H199ZM261 37H264V36H261ZM103 39H105V42H106V38L102 37ZM124 38V36H123ZM147 38V37H146ZM149 38V37H148ZM165 38V37H163ZM168 38H172V37H169ZM195 38V37H194ZM208 38H210L208 36ZM228 39V37H226ZM53 39V40H52ZM57 39V38H56ZM61 39V38H60ZM110 39V38H109ZM108 39V40H109ZM114 39V37L112 38ZM119 39V37H118ZM117 39V40H118ZM122 39V38H121ZM126 39V38H125ZM167 39V38H166ZM165 39V40H166ZM174 39V38H173ZM193 39V38H192ZM213 39V38H211ZM16 40H13V41H16ZM64 40V39H63ZM95 40V41H94ZM111 40V39H110ZM123 40V39H122ZM122 40H120L122 42ZM164 40V39H162ZM168 40V39H167ZM175 40V39H174ZM177 40V39H176ZM187 39L185 38V41ZM198 40V39H197ZM214 40V39H213ZM257 40V39H256ZM7 41V40H6ZM18 41V40H17ZM16 41V42H17ZM28 41V40H26ZM43 41L44 43L46 42V44L42 45L40 44V42ZM94 41V43H93ZM119 41V40H118ZM120 41L118 43H120ZM127 40H124L123 42L126 43L127 45ZM144 41V40H143ZM183 41V40H182ZM203 41V40H202ZM207 41V40H206ZM19 42V41H18ZM25 42V41H24ZM29 42V41H28ZM101 42H103V40H101ZM112 42H116V40H112ZM122 42V43H123ZM135 42V41H134ZM160 42V41H159ZM175 42V41H174ZM193 42V40H192ZM196 42V41H195ZM213 42V41H212ZM257 42V41H256ZM5 43V42H4ZM7 43V42H6ZM21 43V42H20ZM23 43V42H22ZM21 43V44H22ZM26 43V42H25ZM92 43V44H91ZM109 43V42H108ZM113 43V45H114ZM124 43V44H125ZM136 43V42H135ZM138 43V42H137ZM136 43V45H137ZM176 43V42H175ZM179 43V42H178ZM184 43V42H183ZM181 43V44H183ZM258 44L259 43V39H258ZM24 44V43H23ZM98 44V43H97ZM103 44V43H101ZM107 44V43H105ZM116 44V43H115ZM122 44V45H124ZM147 44V43H146ZM157 44V43H156ZM155 44V46H156ZM165 44V42H164ZM201 44V43H200ZM204 44V43H202ZM201 44V46H202ZM262 44V43H261ZM41 45V46H40ZM92 45V46H91ZM99 45V44H98ZM110 45V44H109ZM109 45H104L105 47L107 46L109 48ZM141 45V44H140ZM159 45V44H158ZM172 45V44H171ZM176 45V44H175ZM180 45V44H179ZM1 46V45H0ZM5 46V45H4ZM8 45H6V49L8 48L7 47ZM20 46H23V45H20ZM125 46V45H124ZM162 46V45H161ZM165 46V45H164ZM177 46V45H176ZM185 46V45H184ZM191 46V45H189ZM197 46V45H196ZM2 47V46H1ZM0 47V48H1ZM14 47V46H13ZM25 47V46H24ZM28 48V46H26ZM101 47V46H100ZM99 47V48H100ZM120 48V45L118 46ZM126 47V46H125ZM128 47V46H127ZM172 47V46H171ZM170 47V48H171ZM182 47V46H181ZM192 47H195L192 45ZM218 47V46H217ZM250 47V46H249ZM248 47V48H249ZM255 47V45H254ZM260 47V46H259ZM3 48V47H2ZM15 48V47H14ZM20 48V47H19ZM26 48V49H27ZM116 48V47H114ZM112 48V53H114L113 51H115V49ZM118 48V49H119ZM124 48V47H123ZM160 48V47H159ZM253 48V47H252ZM9 49L12 50L11 46L9 47ZM25 49V48H24ZM25 49V50H26ZM103 48H101L102 50ZM106 49V48H105ZM110 49V48H109ZM108 49V50H109ZM117 49V48H116ZM117 49V50H118ZM142 49V47H141ZM145 49V48H144ZM148 49V47H147ZM163 49V48H162ZM169 49V48H168ZM174 51H175V47L173 48ZM179 49V48H177ZM189 49V48H188ZM196 49V48H194ZM239 49V48H238ZM251 49V48H250ZM24 50V51H25ZM104 50V49H103ZM124 50V49H122ZM121 50V52H122ZM139 50H140V47H139ZM165 50V49H164ZM183 50V49H182ZM182 50H180L182 52ZM193 50V48L191 49ZM201 50V48H200ZM212 50V49H211ZM246 50V49H244ZM258 50V48H257ZM260 50V48H259ZM1 51V50H0ZM8 51V50H7ZM7 51H4L3 52L1 51L0 52V60L2 58L6 59L7 58ZM29 51V50H28ZM31 51V50H30ZM100 51V50H99ZM120 51V50H119ZM126 51V50H125ZM131 51V50H130ZM145 51V50H144ZM160 51V50H158ZM172 51V50H171ZM178 51V52H180ZM239 51V50H238ZM255 51V50H254ZM260 51H264V50H260ZM19 52V51H17ZM16 52V53H17ZM103 52V51H102ZM105 52V51H104ZM103 52V53H104ZM107 52V51H106ZM177 52V51H176ZM177 52V53H178ZM180 52V53H181ZM185 52L187 51H183L182 53L184 54ZM190 52V51H188ZM188 52H187V55H188ZM195 52V50H194ZM240 52V51H239ZM256 52V51H255ZM11 53V51H10ZM117 53V52H116ZM133 54V51H131L129 54L130 56H132ZM139 53V52H138ZM147 55H148V52H146ZM238 53V52H236ZM9 54V53H7ZM26 54V53H25ZM31 54V53H29ZM74 54H78V56L81 58L79 59L78 57V62L76 63L75 62V59L76 56ZM108 55H111L112 57L114 56V54H109L107 53ZM119 55V53H117ZM122 55V53H120ZM129 54H127L129 56ZM140 54V53H139ZM160 54V53H159ZM173 54V53H172ZM175 54V52H174ZM191 54V52H190ZM195 54V53H193ZM197 54V53H196ZM195 54V55H196ZM201 54V52H200ZM199 54V55H200ZM254 54V53H253ZM99 55V54H98ZM104 55V54H102ZM106 57V54H105V61L107 60V64L109 61H114L116 62V58L118 60V56L115 55V59L113 57V60H111L110 56ZM124 55V54H123ZM135 55V53H134ZM145 55V53H144ZM144 55L142 57H144ZM155 55V54H154ZM163 55V54H162ZM186 55V57L188 58V56ZM255 55V54H254ZM264 55V54H263ZM9 58H10V54L8 55ZM12 56V55H11ZM17 56V55H16ZM20 56V55H19ZM28 56V54H27ZM31 56V55H30ZM29 56V57H30ZM34 56V55H33ZM129 56V58H130ZM165 56H168V55H165ZM170 56V55H169ZM178 57H180L179 55H177ZM203 56V53L202 55ZM224 56V55H223ZM227 56V55H226ZM237 56V55H236ZM245 56V55H244ZM253 56V55H252ZM250 57L249 58H253V57ZM259 56L258 58H263L264 59V56L261 57L260 54L257 55ZM256 56V57H257ZM26 57V55L24 56ZM23 57V58H24ZM68 57H71L69 59H72V60H68L67 59V62H65V58H68ZM99 57V56H98ZM109 57V59H108ZM159 57V55H158ZM195 57V56H194ZM197 57V56H196ZM205 57V55H204ZM203 57V58H204ZM209 57V56H208ZM239 56H237L238 58ZM255 57V58H256ZM31 58V57H30ZM64 60H62V59ZM128 60H130L128 57H126ZM146 58V57H145ZM157 58V56H156ZM162 58V57H161ZM160 58V59H161ZM164 58V57H163ZM173 58V57H172ZM172 58H171V61H172ZM184 58V57H183ZM225 58V57H224ZM228 58V57H227ZM235 58V57H234ZM240 58V57H239ZM257 58V59H258ZM2 59V60H4ZM12 59V58H10ZM15 59V58H14ZM25 59V58H24ZM34 59V58H33ZM61 59V60H60ZM102 59V58H101ZM101 59L99 58V61H101ZM121 59V58H120ZM123 59V57H122ZM166 59V58H165ZM180 59V58H179ZM196 59V58H195ZM8 59H6L5 61H7ZM13 60V59H12ZM26 60V59H25ZM109 60V61H108ZM141 60V59H140ZM144 60V59H143ZM142 60V62H143ZM147 60V62H149V64L146 62H143V68L141 69V71L137 68V70H139L140 72H133L134 74H130V77L128 76H125V75H121V76H117V78L114 79L115 77V72H118V71H115L113 73L112 71V74L111 72L107 69L108 66H106V68H104L106 71L104 73L101 72V70H99V72H101V74H106L108 72V75H112V81L113 80H116V82L120 83L121 85L123 86H119L118 88L116 89H111L113 91H111V93H109V98L108 100L111 101L113 104H116L118 102V104L120 105L121 103H125L124 101L127 100L126 99V94L124 93L125 90L128 91V93H130V91H135L134 92H131L134 93V94H141L143 92V90L147 91V89L151 92L149 93V95H144L142 97L144 98H147L146 101H152L154 102L156 99V101H158L159 98H161L162 96L165 97L164 99L167 101L168 98H166V96H168V94L173 93L175 90H172L170 89V86L172 84H174L175 80L173 79V83L169 86V87H165L163 88L164 91H162V87L163 84L161 83H157V81L154 79V78H150L148 72H147V69L146 67L150 66V64L152 63V61H154L155 59L151 57V55H148L147 58L145 59ZM202 60V58H201ZM248 60V59H247ZM11 61V60H10ZM19 61V60H18ZM24 61V60H23ZM29 61V60H28ZM32 61V59H31ZM35 61V60H34ZM119 61V60H118ZM117 61V62H118ZM122 61V60H121ZM167 61V60H166ZM180 61L183 62V59H181ZM190 61V60H189ZM192 61V60H191ZM190 61V62H191ZM208 61V58L207 60H204L203 62H206ZM210 61V60H209ZM236 61H241V58L240 60H236ZM234 61V62H236ZM256 61V60H255ZM254 61V63H255ZM258 61H262V60H258ZM257 61V62H258ZM264 61V60H263ZM3 62V61H2ZM9 62V60H8ZM38 62V61H37ZM103 62V61H101ZM109 63V64H115V63ZM116 64H120V62H118ZM126 62V61H124ZM137 62V60H136ZM175 62V59L172 61V63ZM189 62V63H190ZM194 62V61H193ZM233 62V63H234ZM238 64H241V62ZM12 63H14L12 61ZM105 63V62H104ZM154 63V62H153ZM157 63V62H156ZM155 63V64H156ZM180 62H178L179 64ZM184 63V62H183ZM187 63V61L185 62ZM210 63V62H208ZM224 64V62H222ZM232 63V62H231ZM232 63V64H233ZM237 63V62H236ZM8 64V63H7ZM11 64V63H10ZM106 64V63H105ZM124 64V63H123ZM128 64V63H127ZM136 64V63H135ZM133 64V66L135 65ZM138 64V62H137ZM148 64V66H147ZM162 64V63H161ZM167 64V62H166ZM204 64V63H203ZM207 63H205V65L203 67L206 66ZM212 64V63H211ZM243 64V62H242ZM2 65V63H1ZM38 65V64H37ZM61 65V66H60ZM94 65V64H93ZM144 65H146L144 67ZM151 65H154V64H151ZM164 65V64H163ZM171 65V64H170ZM174 67L175 65L177 64H173ZM187 65V64H186ZM193 65V64H192ZM210 64H207L206 66V69L208 68ZM234 65V64H233ZM257 64L255 63L254 66H256ZM26 66V65H25ZM24 66V67H25ZM68 66V67H69ZM86 66V67H87ZM115 66V65H113ZM129 66V65H128ZM156 66V65H155ZM168 66V65H167ZM199 68H201V66L197 65ZM214 66V65H213ZM226 63L224 65V68L226 67ZM236 67H238V65L236 64L235 65ZM262 66V65H261ZM5 67V66H4ZM13 67V66H12ZM94 67V66H93ZM92 67V70L94 69ZM99 67L97 68V70L99 69ZM112 66H110L111 68ZM130 67V66H129ZM179 67V66H178ZM184 67H185V64H184ZM189 67V66H188ZM197 67V69H198ZM228 67V66H227ZM229 67H233L231 64L229 65ZM235 67V69L237 70V68ZM242 67V66H241ZM260 67V65H259ZM38 68V69H39ZM156 69V67H153ZM165 68V67H164ZM168 68V67H167ZM170 68V67H169ZM182 65H181V67ZM186 68V67H185ZM191 68V67H189ZM194 68V67H193ZM192 68V69H193ZM215 68V67H214ZM213 68V69H214ZM217 68V67H216ZM232 68V69H233ZM240 68V67H239ZM243 68H244V65H243ZM253 68V66H252ZM257 69V67H255ZM70 69V68H68ZM70 69V70H71ZM84 69V67L82 68V70ZM88 69V68H87ZM135 69V68H134ZM144 69V70H143ZM153 69L155 72L156 70ZM166 69V68H165ZM179 69V68H178ZM188 69V68H187ZM197 73H201L198 69ZM221 69V68H220ZM233 69V72L234 70ZM262 69V68H261ZM11 70V69H9ZM72 70V71H73ZM81 70V71H82ZM112 70V68H111ZM133 70V68L131 69ZM152 70V69H151ZM168 70V69H167ZM180 70V69H179ZM178 70V71H179ZM209 70V68H208ZM211 70V69H210ZM210 70L208 71V73H206V75L208 74L209 76V73H210ZM219 70V69H218ZM235 70V71H236ZM241 70V68L239 69V71ZM243 70V69H242ZM251 70V69H250ZM260 70V69H259ZM258 70V71H259ZM4 71V70H3ZM14 71V70H13ZM70 71V72H72ZM95 71H96V68H95ZM171 71V70H170ZM174 71V70H173ZM191 71V70H189ZM204 71V70H203ZM207 71V70H206ZM213 71V70H211ZM217 71V70H216ZM221 71V70H220ZM239 71H236V74H234V76L236 75V77L239 79L240 82H243L244 78H239L238 75H237V72ZM246 71V70H245ZM253 71V70H252ZM251 71V72H252ZM6 72V71H5ZM29 72V71H28ZM41 72V71H40ZM66 72V71H64ZM74 72V73H75ZM87 72V71H86ZM98 72V71H97ZM98 72V73H99ZM158 72V71H157ZM166 72V71H164ZM194 72V73H195ZM223 71L217 73L222 76ZM229 72V71H228ZM232 72V71H231ZM232 72V73H233ZM241 74H242V71H240ZM257 72V71H255ZM260 72H264V71H259ZM1 73V72H0ZM7 73V72H6ZM13 73V72H12ZM59 73V74H60ZM85 73V72H84ZM126 73V72H125ZM186 73V72H185ZM190 73V72H188ZM216 73V72H215ZM235 73V72H234ZM244 73V72H243ZM246 73V72H245ZM248 73H250L248 71ZM15 74V73H14ZM67 74V73H65ZM96 74V73H95ZM103 74V75H104ZM129 74V73H128ZM154 75V73H152ZM181 74V73H180ZM190 74H193L190 73ZM189 74V76H191ZM203 74L205 75V72H203ZM240 74V73H238ZM263 74V73H262ZM43 75V74H41ZM58 75V74H56ZM62 74H60L61 76ZM69 75V74H68ZM73 75V74H72ZM82 75V74H81ZM110 75V76H111ZM157 75V74H156ZM167 75V74H166ZM174 75V74H173ZM197 74H195L196 76ZM212 75V74H210ZM213 75H214V72H213ZM229 75V74H228ZM249 75V74H248ZM264 75V74H263ZM9 76V75H8ZM14 76V75H13ZM59 76V78H60ZM64 76V75H63ZM188 76V77H189ZM201 76V77H199ZM197 77V79H203L202 78V75H199ZM207 76V77H208ZM216 76V74H215ZM230 76V75H229ZM252 76L253 73H252ZM36 77V76H35ZM73 77V76H72ZM70 77V78H72ZM86 77V76H85ZM89 77V76H88ZM91 77V76H90ZM93 77V76H92ZM97 77V76H96ZM101 77V76H100ZM105 77V75H104ZM104 77H102L101 79H103ZM126 77H128L130 80H127ZM173 77V76H172ZM180 77V76H179ZM187 79H184V80H187V81H190V82H193L191 79L193 78H188ZM193 77H194V74H193ZM212 77V76H211ZM39 78V76L37 77ZM46 78V77H45ZM62 78V77H61ZM60 78V80H61ZM94 78V77H93ZM106 78V77H105ZM110 78V77H109ZM183 78V76H182ZM205 78V76H204ZM218 78V77H217ZM42 79V78H41ZM69 79V78H68ZM73 79V78H72ZM70 79V80H72ZM92 79V78H91ZM99 79V77H98ZM108 79V78H107ZM160 79V78H159ZM167 79V78H166ZM171 79V78H169ZM189 79V80H188ZM207 79V78H205ZM203 79L202 81H200L201 83L202 82H205L206 80ZM212 79L214 80V78L212 77ZM211 79V80H212ZM226 79H228V77H226ZM37 82H38V79H36ZM35 80V81H36ZM40 80V79H39ZM109 80L111 79H108V80H103V81H100L98 84H99V87L102 88L103 87V91H102V94H104V98L106 96V93L108 91L107 88H109L112 84V81L110 82ZM178 80V79H177ZM199 80H195L197 83L199 82ZM210 80V81H211ZM234 80V79H233ZM237 80V79H236ZM242 80V81H241ZM1 81V80H0ZM3 81V80H2ZM17 81V79H16ZM63 81H65L63 79ZM160 81V80H159ZM162 81V80H161ZM210 81H208L210 83ZM4 82V81H3ZM6 82H8V80L6 79ZM32 82V81H31ZM45 82V81H43ZM42 82V84H43ZM61 82V81H60ZM96 82V81H95ZM115 82V81H114ZM155 82V83H153ZM179 82V81H178ZM177 82V83H178ZM186 82V81H185ZM187 83V85L191 84V83ZM195 82V83H196ZM207 82V83H208ZM212 82V81H211ZM232 82V81H231ZM23 83V82H22ZM48 83V82H46ZM46 83H44V86L47 85ZM65 83V82H63ZM68 83V82H67ZM71 83V82H70ZM92 83V82H91ZM152 83L155 84L157 83V85L161 84L162 87L159 89V87H157L159 90H157L156 87L152 86ZM169 83V82H168ZM193 82V84H195ZM196 83V84H197ZM200 83V85H196L195 87H201V89L203 90L204 92V88H202V84ZM206 83V82H205ZM234 83V82H233ZM237 82L235 81V84ZM15 84V83H14ZM13 84V85H14ZM34 84V83H33ZM41 84V85H42ZM58 84V83H57ZM77 84V83H76ZM95 84V83H94ZM176 84V83H175ZM232 85V83H230ZM4 85V84H3ZM22 85V84H21ZM28 85V84H27ZM38 85V83H37ZM40 85V83H39ZM71 85H68L69 86V89L71 88ZM94 86L93 84H90L89 86ZM97 85V84H95ZM168 85V84H167ZM208 88V85H211V89L214 88V86H212V83L210 84H206ZM216 85V84H215ZM219 85H221V83H219ZM223 85V84H222ZM230 87H233L231 86ZM237 85V84H236ZM8 86V85H6ZM23 86H25L23 84ZM60 86V85H58ZM62 86V85H61ZM64 86V84H63ZM78 86V84H77ZM91 86V87H92ZM151 86V88H149ZM173 86V85H172ZM181 86V85H180ZM183 86H186V85H183ZM217 86L218 84L216 85V87L214 89H216L217 91H213V94L214 96L216 97L217 94L216 93H219L218 89H217ZM105 87V89H104ZM154 87V90H152V88ZM179 87V86H177ZM182 87V86H181ZM187 87V86H186ZM191 87V85H190ZM199 87V89H200ZM205 87V86H203ZM222 88V86H220ZM242 86H239V90L241 89ZM5 88V87H4ZM13 88V87H11ZM24 88V87H23ZM95 88V87H94ZM94 88L92 87V90H91V94L94 95ZM112 88V87H111ZM156 88V89H155ZM173 88V87H172ZM183 88V87H182ZM193 88V87H192ZM209 88V89H210ZM59 89V87H58ZM57 89V90H58ZM60 89H63L62 87ZM65 89V87H64ZM68 88L66 90H69ZM176 89V88H175ZM188 89V88H187ZM187 89L184 91L186 92ZM206 89L207 92L208 91H211V89ZM48 90V89H47ZM106 92H105V91ZM130 90V91H129ZM166 90V92H165ZM168 90V91H167ZM171 90V91H170ZM179 90V89H178ZM191 90V89H190ZM195 90V89H194ZM197 90V89H196ZM220 90V89H219ZM224 90V89H223ZM260 90V89H259ZM258 90V91H259ZM51 89H49V93H50ZM56 91V90H55ZM59 91V90H58ZM63 91V90H62ZM93 91V93H92ZM155 94V96H153L154 94H152L153 92ZM158 93H156V92ZM162 91V92H160ZM170 91V92H169ZM227 89L224 91L226 92ZM9 92H10V89H9ZM64 92V91H63ZM67 92V91H66ZM68 94V93H66ZM69 92V91H68ZM105 92V93H104ZM137 92V93H136ZM160 92V93H159ZM180 92V90H179ZM182 92V91H181ZM191 92V91H189ZM196 92V91H195ZM198 92V91H197ZM222 93V90L220 91ZM229 92V91H228ZM1 93V92H0ZM90 93V91H89ZM161 93H163L161 95ZM167 93V95H166ZM188 93V92H187ZM200 93L199 96H201V91L198 92ZM206 94V92H204ZM231 94L228 95L230 96V100H232V98L234 97V92H230ZM241 93V92H240ZM240 93L236 94L237 98L238 99V95H240ZM257 93V92H256ZM11 94V93H9ZM63 94V93H62ZM152 94V95H151ZM192 94V93H191ZM210 95L212 94V91L209 93ZM216 94V95H215ZM220 94V93H219ZM12 95V94H11ZM10 95V96H11ZM45 95H46V92H45ZM51 95V94H50ZM59 95V94H58ZM90 95V94H89ZM130 95V94H129ZM158 97H157V96ZM184 95V93H182V96ZM194 95V93H193ZM196 95V94H195ZM203 95V94H202ZM225 95V93L223 94V96ZM227 95V94H226ZM227 95V96H228ZM2 96V94H1ZM10 96L8 95V97L10 98ZM15 98H16V95H14ZM91 96V95H90ZM149 96V98H148ZM160 96V97H159ZM192 96V95H191ZM190 96V97H191ZM205 96V95H203ZM213 96V97H214ZM222 97V94L220 95ZM226 96V97H227ZM229 96L227 98H223V99H226L227 100V105L228 106H232L234 101V99L232 100V102L229 101ZM45 97V96H44ZM59 97V96H58ZM61 97V95H60ZM84 97V96H83ZM94 97V96H93ZM196 97V96H195ZM197 97H198V94H197ZM208 97V96H206ZM219 97V95L217 96V98ZM67 99V97H63L60 98V102H63V99ZM70 98V97H69ZM68 98V99H69ZM105 98V99H106ZM154 98V99H153ZM183 98V97H182ZM202 98V97H201ZM204 98V97H203ZM202 98V100H203ZM210 98H212V96H210ZM209 100H212L210 99ZM12 99V98H11ZM50 99V101H49ZM48 99V102L47 105L49 104V106H47V109L44 110V116L45 117V121L42 119L43 117L40 115L38 116V118H35L39 121H37L35 119V121L38 123V125L43 124H50L52 125V123L54 122H58L63 119V121L61 120L60 122H64V119H65V116H61L59 115L58 112H54L55 114L58 113L56 115V118L57 117H61L60 119H56L55 118V114L52 113L54 108L56 107L55 105H59L58 103H55L56 102V98H55V101L53 100L52 96ZM59 99V98H57ZM72 99V97H71ZM70 99V101H71ZM74 99V98H73ZM91 99V98H90ZM135 100H137V102H140L141 101V97H134ZM133 99V100H134ZM162 99V98H161ZM191 99V98H190ZM196 99V98H195ZM208 99V98H207ZM220 99V98H218ZM217 99V100H218ZM222 99V102H224ZM3 100V99H2ZM62 100V101H61ZM143 100V99H142ZM194 100V97L193 99ZM199 100V98H198ZM205 100V99H204ZM203 100V101H204ZM216 100V98H215ZM1 101V99H0ZM11 101V100H10ZM53 101V103H52ZM67 101V100H66ZM69 101V100H68ZM145 101V102H146ZM195 101V100H194ZM219 101V100H218ZM228 101L230 103H228ZM238 101V100H237ZM26 102V101H25ZM115 102V103H114ZM151 102V103H152ZM200 102V101H199ZM215 102V101H214ZM220 102H221V99H220ZM221 102V103H222ZM2 103V102H1ZM72 103H73V100H72ZM80 103V102H79ZM162 103V102H161ZM168 104V102H166ZM212 103V102H211ZM218 103V102H216ZM226 103V101H225ZM224 103V104H225ZM10 104V103H9ZM55 104V105H54ZM61 104V103H60ZM66 105V103H64ZM69 104V102H68ZM67 104V105H68ZM112 104V109L114 108ZM163 104V103H162ZM161 104V105H162ZM214 104V103H213ZM63 105V107L65 106ZM66 105V106H67ZM111 105V104H110ZM160 105V104H159ZM160 105V106H161ZM211 105V104H209ZM216 105V104H215ZM226 105V104H225ZM4 106V104H3ZM51 106V107H50ZM55 106V107H54ZM69 106V105H68ZM72 106V105H71ZM118 106V105H117ZM117 106H115V109L117 108ZM148 106V105H147ZM166 106V104H165ZM234 106V105H233ZM247 106V105H246ZM11 107H12V104H11ZM25 107V106H24ZM74 107V106H72ZM223 107V105H222ZM13 108V107H12ZM11 108V109H12ZM50 108V109H49ZM62 108V107H61ZM70 108V107H69ZM176 108V107H175ZM210 108V107H209ZM48 109L49 111L51 112V114L48 112ZM59 109V108H58ZM65 109V108H63ZM74 108L70 109L71 111L73 110ZM126 109V108H125ZM225 109V108H224ZM237 109V108H236ZM255 109V108H254ZM252 109L253 113L247 109V111L251 112L252 116H254V118H257L255 117V110ZM8 110V109H7ZM13 110V109H12ZM26 110V109H25ZM69 110V111H70ZM129 110V109H127ZM147 110V109H146ZM261 110V109H260ZM264 110V107H262V111H259L257 113L258 116H261V113H264L263 112ZM17 111V110H16ZM59 111V110H58ZM67 113L68 111L65 110ZM64 111V112H65ZM74 112L75 109L73 110ZM215 111V110H214ZM221 111V110H220ZM241 111V110H239ZM61 112V110H60ZM241 112H244V111H241ZM83 113V112H82ZM127 113V111H126ZM239 113V112H238ZM7 114H8V111H7ZM34 114V113H32ZM72 113H70L69 115L71 116ZM75 114H78L77 112L74 113V116H77ZM241 114V113H240ZM250 114V115H251ZM59 115V116H58ZM66 115V114H64ZM68 117V115H66ZM73 116V114H72ZM73 116V117H74ZM81 116V115H79ZM239 116V115H238ZM9 117V116H8ZM48 117V119H47ZM78 117V116H77ZM75 117V118H77ZM10 118V117H9ZM15 118V117H14ZM52 118H55L54 120H52ZM69 118V117H68ZM81 118V117H80ZM11 119V118H10ZM52 121H51V120ZM25 120H28V119H25ZM47 120H49L48 122H46ZM75 120V119H74ZM79 120V119H77ZM11 121H14V119H12ZM14 122L12 124H14ZM69 122V120H68ZM74 122V121H73ZM16 123V122H15ZM26 123H28L27 125V128H25V126L23 127V129L25 131L28 130V128L32 127V124L29 126V121H26ZM70 123V122H69ZM12 124L9 123V125L12 126ZM22 124V123H21ZM20 124V125H21ZM34 124V123H33ZM44 124V125H45ZM17 125V124H16ZM26 125V124H24ZM37 125V124H36ZM57 126V123H54L53 127L54 126ZM66 125V124H65ZM71 125V124H70ZM164 125V124H163ZM162 124L159 125V126H163ZM10 126V127H11ZM42 126V125H41ZM13 127L11 128V130H13ZM44 127V126H42ZM50 128V125H47V129L49 130ZM61 127V126H59ZM66 127V126H65ZM64 127V128H65ZM39 128V126H38ZM41 128V127H40ZM45 128H46V125H45ZM70 128V126H69ZM67 128V129H69ZM16 129H19V128H15L14 127V131H16ZM27 129V130H26ZM47 129L45 131H47ZM53 129V128H52ZM56 129V128H55ZM58 129V128H57ZM24 130L21 132L23 134ZM34 130V129H33ZM39 130V129H38ZM42 128L39 130L41 131ZM51 130V128H50ZM61 130V128H60ZM143 130V129H142ZM142 130L139 132V133H135L136 131H132V135H133V139L134 141L132 142V144L130 146H128V150H129V153L127 152L128 156H125V158H122L120 159L121 162H123L124 160L127 159V157H132L130 162L128 161L127 164L125 163L124 166H120V168L122 169V171H117L119 173H122L125 175V178H121L120 177V180L118 179H114L116 176L114 175H111L110 174V169L107 168L108 165H106V163H104L103 165L105 166L106 165V170H102L104 167H101V173H103L104 175L106 173H104L103 171H106L107 172V175L106 176L107 178L103 177V181L102 179L99 181H96V185H94L93 183H90L91 181L88 182V178H84V180L86 181L85 184L89 183L88 185H85L83 182L82 184L85 185L83 186L82 184V188L81 187H78L77 189L79 190H82L78 191L77 193V190H76V193L79 195L77 198V200H80V197H81V202L78 201L79 205L81 206L80 208L82 209L80 212L77 211V213L79 212V219L80 221L83 219V223H80V221L78 220L77 222L80 223V226L82 224H86L84 223V220L87 222H89V226L88 228L91 229V233H89V235H84L85 234V231H84V234L80 233L81 232V228L79 229V233L78 234H82L80 237H81V241L80 243H84L83 245H87V246H83L85 247V249H81V244L79 243V246H78V249H76V254H79L81 253V255L79 254V257L82 258L83 255L85 257H89L91 259H93L94 257V262L95 264H136L135 262H138V261H142V264H145L147 262V260L154 256V255H158L157 253L163 251L164 249L167 250V252H165L164 254H162V252L159 254L158 257L154 256L155 258V261L154 259H152L153 261L151 262V264H163V261H164V257L166 259L169 258V261L171 262V264H186L184 263V259L182 260V257H178L180 255H183V254H190V255H193L195 256L196 258L198 259H202L204 261H208L210 262L211 264H240L241 262H243V264H264V159H263V155L261 154H252L249 155V150L247 151H242V148H237L239 146V144L241 143H235V144H231L230 142V139L229 140V144L226 143L227 142V139L223 137H221L220 135V132H216L217 135L215 136V134L212 136L214 138H212L210 136L211 132L208 131L207 134L205 136H202V137H197V138H191L188 140V142L185 143L184 141V145L182 146H179L177 147L175 144H174V141L172 142L176 147H174V145L168 141H164L166 143H162V148H160L158 151H157V154H156V162L153 164V167L152 165L150 164L151 163V160H150V157H151V154H152V149L150 150L149 148V139H147L148 137L150 138L151 136L153 137V135L155 133H152L150 136H147L146 138V133L143 132L142 133ZM250 130V129H249ZM14 131L12 132V134L14 135ZM32 131V130H28L25 134L21 135L23 138L27 137L29 134V132ZM35 131V130H34ZM52 133H53V130H51ZM64 131L63 130V134H64ZM68 131V130H67ZM43 132V131H42ZM56 133V130L54 131ZM59 132V131H58ZM62 132V131H60ZM223 132V131H222ZM239 132V131H238ZM241 132V130H240ZM38 133V132H37ZM35 133V134H37ZM41 133V132H40ZM72 133V132H70ZM202 133V132H201ZM210 133V134H209ZM215 133V132H214ZM231 133V132H230ZM248 133V132H246ZM252 133H253V130H252ZM17 134H20V133H17ZM28 134V135H27ZM31 134V133H30ZM57 134V133H56ZM55 134V136H56ZM69 134V133H68ZM107 134V132H106ZM105 134V135H106ZM190 134V133H189ZM188 134V136H189ZM218 134L220 135V137L218 136ZM227 134V133H226ZM27 135V136H26ZM32 135H33V131H32ZM39 135V134H38ZM58 135V134H57ZM193 135V134H192ZM239 135V134H238ZM245 136V134H243ZM12 136V135H11ZM16 136V135H15ZM18 136V135H17ZM20 136V135H19ZM20 136V137H21ZM34 136V135H33ZM97 136V135H96ZM185 136V135H184ZM187 136V134H186ZM207 136V137H206ZM209 136V137H208ZM224 136V135H223ZM21 137V139H22ZM29 137V136H28ZM57 137V136H56ZM60 137V136H59ZM64 137V136H63ZM71 137V136H70ZM100 137V136H99ZM246 137H247V134H246ZM249 137V136H248ZM0 138L2 139V137L0 136ZM14 138V137H13ZM31 138V137H30ZM28 138V139H30ZM35 138V136H34ZM234 138V137H233ZM237 138V137H236ZM241 138V137H240ZM245 138V137H244ZM5 139V138H4ZM3 139V140H4ZM26 139V138H25ZM98 139V138H97ZM152 139V138H150ZM247 141H248V138H246ZM60 140V139H59ZM64 140V139H63ZM169 140V139H168ZM173 140V139H172ZM235 140V139H234ZM234 140H231L232 142ZM6 141V139H5ZM21 142L24 141L23 140H20ZM97 141V140H95ZM182 141V140H181ZM236 141V140H235ZM234 141V142H235ZM246 141V142H247ZM10 142V141H9ZM62 142V141H61ZM168 142V143H167ZM233 142V143H234ZM245 142V141H244ZM243 142V143H244ZM250 142H253V141H250ZM20 143V142H19ZM170 143V144H169ZM178 143V142H177ZM180 143V142H179ZM249 143V141H248ZM2 144V147H3V152H5V149H6V145L4 144V141L3 143L1 142ZM4 144V145H3ZM7 145H9L7 142H6ZM21 144V143H20ZM20 144L18 145L20 147ZM57 144V143H56ZM181 144V143H180ZM251 144V143H250ZM25 145V144H24ZM23 145V146H24ZM171 146V147H170ZM1 147V146H0ZM8 148V146H7ZM174 150H172V149ZM254 148V147H253ZM93 149V148H92ZM21 150V149H20ZM97 150V149H96ZM176 150V151H175ZM1 151V152H2ZM127 151V150H126ZM257 152V150H256ZM260 152V151H258ZM43 153V152H42ZM58 155V154H57ZM96 155V154H95ZM16 156V155H15ZM43 156H46V154H44ZM41 156V157H43ZM142 157L140 162H136L137 161V158L138 157ZM256 156V157H255ZM18 157V156H17ZM16 157V158H17ZM253 157V158H252ZM128 158V159H129ZM20 159V158H19ZM43 159V158H42ZM41 159V160H42ZM16 160V159H15ZM13 161V160H12ZM18 161V160H17ZM125 162V161H124ZM101 165V164H99ZM123 165V164H122ZM15 166V164H14ZM13 167V166H12ZM14 168V167H13ZM110 172H109V171ZM96 171V170H95ZM94 171V172H95ZM109 172V174H108ZM116 172V171H115ZM98 173V172H97ZM100 174V173H99ZM102 174V176H103ZM142 174V175H141ZM140 175V176H139ZM113 176V178H112ZM83 178L79 181H76L77 183L80 182V181H84ZM118 182H117V181ZM123 180V181H122ZM74 183L75 185L77 183ZM94 182V180L92 181ZM101 182H103V186H100ZM115 182V183H114ZM81 183V182H80ZM79 183V184H80ZM98 184V185H97ZM79 185V186H81ZM193 186V187H191ZM112 187V188H111ZM74 189L76 188V186L73 187ZM112 190H111V189ZM114 188V189H113ZM77 204V203H76ZM83 207V208H82ZM228 208V209H227ZM77 209V208H76ZM77 216V215H76ZM77 217V218H78ZM86 225V226H88ZM79 226V224H78ZM79 226V227H80ZM84 226V225H83ZM82 226V227H83ZM221 226V227H219ZM216 227V231L215 229H212V228H215ZM219 228V229H218ZM221 228V230H220ZM224 228V229H223ZM72 229V228H71ZM78 229V228H77ZM223 229V230H222ZM89 232V230H87ZM163 231H166L167 234H165L164 236V240L166 241H162L161 238L158 236L160 233H162ZM211 231V232H210ZM215 231V233L213 234V232ZM221 231V232H220ZM219 235L217 236L216 234ZM184 233L187 234L185 238H183L181 236V234ZM211 233V234H209ZM238 233V235H236ZM87 234V232H86ZM216 235L215 237L216 238H211L209 239V235ZM221 235V236H220ZM134 238H133V237ZM209 236V237H208ZM220 236V237H219ZM82 237L84 238L83 241H82ZM132 237V238H130ZM176 237H179V240L176 239ZM213 237V236H212ZM217 237L219 238V240L216 241ZM208 238V240H207ZM79 239V238H78ZM133 241H132V240ZM136 239V240H135ZM170 239H174L172 240L174 243H177L176 245H182L183 247L179 246L178 249H176V247L174 245H172V241ZM215 239V240H214ZM13 240H16L17 239H13ZM85 240V241H84ZM90 240V242H89ZM169 240L171 241L170 243ZM178 241V242H175ZM15 242V241H14ZM17 243V242H16ZM179 243V244H178ZM20 244V243H19ZM165 244V245H164ZM171 246H170V245ZM18 245V244H16ZM169 245V246H168ZM164 246H167V247H164ZM200 246V248H199ZM169 248V249H168ZM201 248L203 250H201ZM197 249V250H196ZM200 249V250H199ZM16 250V249H15ZM87 250V251H86ZM12 251V250H11ZM89 251V253H88ZM195 251H198V253ZM204 252V253H200L199 255V252ZM23 253V251H22ZM85 253V254H83ZM155 253V254H153ZM25 254V253H24ZM149 254H152V256H150ZM20 255V254H19ZM169 255V257H168ZM27 256V255H26ZM97 256L98 259H95ZM147 256H150V257H147ZM24 257V256H23ZM84 258V257H83ZM82 258V260H83ZM85 259V258H84ZM89 261V259H85L86 262L90 263L92 262L93 260ZM144 259V261H143ZM146 259V260H145ZM98 260V261H97ZM94 264V263H93ZM137 264H141V262H138ZM242 264V263H241Z\"/></svg>",
	"mask_w": 264,
	"mask_h": 264
}]
</instances>
